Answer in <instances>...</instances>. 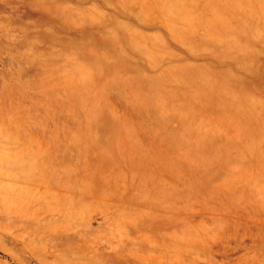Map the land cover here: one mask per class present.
Segmentation results:
<instances>
[{
	"label": "rangeland",
	"instance_id": "374dc122",
	"mask_svg": "<svg viewBox=\"0 0 264 264\" xmlns=\"http://www.w3.org/2000/svg\"><path fill=\"white\" fill-rule=\"evenodd\" d=\"M177 259L264 264V0H0V264Z\"/></svg>",
	"mask_w": 264,
	"mask_h": 264
},
{
	"label": "bare ground",
	"instance_id": "6f19581e",
	"mask_svg": "<svg viewBox=\"0 0 264 264\" xmlns=\"http://www.w3.org/2000/svg\"><path fill=\"white\" fill-rule=\"evenodd\" d=\"M155 260V262H160V259L159 260H157V259H154ZM178 260V262H177V264H190L191 262H185V260H181V259H177ZM180 261H182L183 263H180ZM262 261V260H261ZM206 263V262H205Z\"/></svg>",
	"mask_w": 264,
	"mask_h": 264
}]
</instances>
